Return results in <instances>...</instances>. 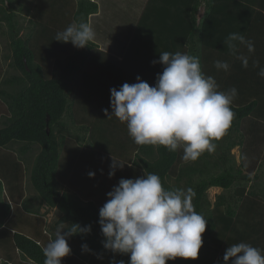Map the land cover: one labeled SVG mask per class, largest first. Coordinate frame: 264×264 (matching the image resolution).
Wrapping results in <instances>:
<instances>
[{
	"label": "trees",
	"instance_id": "obj_1",
	"mask_svg": "<svg viewBox=\"0 0 264 264\" xmlns=\"http://www.w3.org/2000/svg\"><path fill=\"white\" fill-rule=\"evenodd\" d=\"M98 10L92 0H0V264H44L57 228L73 224L91 231L67 239L71 254L61 264H129L130 254L103 247L99 210L112 183L145 171L165 190L192 188L194 208L207 219L198 258L166 264H225L226 249L240 242L264 254V79L253 66H264V0H147L120 59L93 41L77 48L54 40L72 22L90 24ZM230 33L254 42L252 54L237 42L247 68L230 54ZM164 51L199 57L218 91L237 89L230 128L196 161H184L182 147L136 144L126 123L105 113H112L110 89L138 76L155 85L164 66L152 61ZM216 60L229 71L217 70ZM114 160L123 167L109 178ZM33 163L29 198L20 184ZM213 188L222 193L212 202ZM52 209L58 217L47 228Z\"/></svg>",
	"mask_w": 264,
	"mask_h": 264
},
{
	"label": "clouds",
	"instance_id": "obj_2",
	"mask_svg": "<svg viewBox=\"0 0 264 264\" xmlns=\"http://www.w3.org/2000/svg\"><path fill=\"white\" fill-rule=\"evenodd\" d=\"M95 38V32L86 22H72L58 31L55 39L84 48ZM255 52L254 42L243 34L230 33L225 43L230 54L249 65V56L239 51L238 44ZM163 71L150 86L138 76L137 83H124L119 90L110 89L112 113L126 123L129 136L138 145H159L169 152L183 148L184 161H196L205 151L216 149L213 140L221 139L235 118L231 104L237 95L235 87L218 91L214 77L205 76L197 56L179 51L160 53ZM217 70L229 71L227 61L216 60ZM257 75L264 79V66L253 61ZM123 167L114 160L109 178L115 169ZM94 177V172L88 173ZM192 188L165 190L158 174L146 172L135 179H120L107 193V202L99 210V224L105 240L103 247L113 253L130 254L129 264H166L176 258H198L203 245L202 234L207 219L192 203ZM60 226L55 238L43 248L44 264H61L71 254L67 239L76 234L89 233L91 226L73 224L67 232ZM85 251L88 246L82 245ZM225 264H264L262 250L246 242L232 244L226 249ZM118 264H125L123 260Z\"/></svg>",
	"mask_w": 264,
	"mask_h": 264
},
{
	"label": "rangeland",
	"instance_id": "obj_3",
	"mask_svg": "<svg viewBox=\"0 0 264 264\" xmlns=\"http://www.w3.org/2000/svg\"><path fill=\"white\" fill-rule=\"evenodd\" d=\"M92 1L97 2L99 6L98 13L100 11V15H101V16H95L93 21H96L97 19L101 18L103 20L101 21L103 23V26L106 28L110 27L114 37L117 40L120 39V48H123L124 45L127 47L128 40L130 36L132 35L133 29L140 17V14L147 0H92ZM112 13L114 15H112ZM202 13H203V8H201L199 14L201 15ZM90 25H92V28L95 32V38L93 42H95L96 44H100L101 43L100 40L96 38L97 34L95 30L96 27L94 26L95 23L93 22V24H91L90 22ZM118 44H119V41H110L108 45H115L116 47H118ZM234 155L238 161L240 158L239 148H236L234 150ZM17 157L19 156L17 155ZM13 159H16V158L13 157ZM29 165L30 166H28L27 170L25 171L26 174L24 176V179L21 180L20 188L22 187L27 188V192H28L27 194L29 195V198H31L34 195L32 194L34 189L28 180H29L30 170H32L31 168L33 167L34 163L29 164ZM25 166H27L26 163L24 164V167ZM112 185L114 187L115 182L112 183ZM116 185H118L117 182H116ZM208 192H209V198L213 202L216 200L217 195H220L222 193V189L213 188L209 190ZM2 203H3L2 197H0V211L3 208V206L1 205ZM43 212H46V209H44ZM57 217H58V214L55 209H52L46 213L47 220L49 222H52V224H53V221L57 220ZM3 218H4L3 213H0V222L3 221ZM82 250L84 249L82 248Z\"/></svg>",
	"mask_w": 264,
	"mask_h": 264
},
{
	"label": "crops",
	"instance_id": "obj_4",
	"mask_svg": "<svg viewBox=\"0 0 264 264\" xmlns=\"http://www.w3.org/2000/svg\"><path fill=\"white\" fill-rule=\"evenodd\" d=\"M112 15H114V14L112 13ZM95 16H101L100 15V11H99L98 14L92 15L90 17L91 24H93V22L95 23L94 26L96 27L95 30H96V34H97L96 35V38H98L100 40V42H101L100 44H98L99 47L102 50H104V51L108 52L109 54H111V55H113L115 57H118L120 59L122 57L123 53H124V50H125L126 46L124 45L123 48H120V39L117 40L114 37V35H113L110 27H107L106 28V27L103 26V23L101 22L103 20L101 18H100L101 20L100 19H97L96 21H93V19H94ZM91 27H92V25H91ZM110 41H119L118 47H116L115 45H108ZM43 210H42V212H43ZM54 225H55L54 223L52 224V222H49L47 220V218H46V226H47V228H49L50 226H54Z\"/></svg>",
	"mask_w": 264,
	"mask_h": 264
},
{
	"label": "water",
	"instance_id": "obj_5",
	"mask_svg": "<svg viewBox=\"0 0 264 264\" xmlns=\"http://www.w3.org/2000/svg\"><path fill=\"white\" fill-rule=\"evenodd\" d=\"M202 15V14H201Z\"/></svg>",
	"mask_w": 264,
	"mask_h": 264
}]
</instances>
